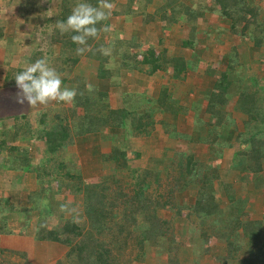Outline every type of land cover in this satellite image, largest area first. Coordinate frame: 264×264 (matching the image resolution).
Segmentation results:
<instances>
[{
	"label": "trees",
	"instance_id": "obj_1",
	"mask_svg": "<svg viewBox=\"0 0 264 264\" xmlns=\"http://www.w3.org/2000/svg\"><path fill=\"white\" fill-rule=\"evenodd\" d=\"M253 1L207 0L203 5L202 0H111L116 6L115 18L127 22L138 16L141 35L156 34L153 31L159 29L161 37L156 38L154 49L143 52L140 36L124 39L111 31L89 39L92 51L78 56L77 45L70 39L73 33L61 35L55 29V22L71 13L76 0H0L4 17L0 19V48L15 43L25 49L24 55L0 64V88L17 87L15 74L25 64L46 56L61 75L63 86L78 90L72 104L52 103L34 114L3 119L5 124L0 120L1 168L27 172L34 178V187L21 192L24 206L9 204L10 197L0 196V237L12 234L30 237L32 243L63 247L64 252L50 264H144L147 260V264H190L180 261L187 254L199 264L203 256H210L207 243L212 239L225 246L224 255L214 256L218 264H264V196L260 201L258 197L251 200L236 196L231 189L223 191L224 204L217 187L227 181L215 166L218 149L242 145L238 153L244 160L241 168L249 179L248 187L264 191V93L260 85H249L243 79L247 67L240 46L248 42L250 52L264 55V16ZM87 2L97 4V0ZM207 14L223 21L218 25L232 43H226L229 46L223 50L226 63L221 71L216 75L205 72L211 91L203 99V113L209 115V121L200 125L206 128L204 133L199 134L196 125L191 136L156 118L155 112L168 114L170 97L165 90L155 99L132 92L122 99L120 108L111 105V93L99 86L119 85L125 71L142 70L156 79L166 75L183 80L187 67L186 57L181 55L194 50L197 27L205 23ZM173 25L180 28L181 36L173 35L180 55L169 54L160 46L164 38L171 37ZM109 45L113 47L110 57L96 51ZM84 60L93 64V81L104 82L92 84L91 93L85 88L87 78L76 71ZM259 64L264 71V59ZM234 104L246 117L240 126L233 120L224 121ZM155 126L174 140L172 147L142 167L130 166L133 158L128 155V137L142 142L154 137ZM78 137L94 154L98 152L99 163L113 164L111 174L97 181L83 178L86 167L72 161ZM103 142L108 143L107 151L100 146ZM38 143L43 148L32 158L28 149ZM193 143L206 145V160L189 148ZM86 154L89 158L87 149ZM138 156L134 153L133 157ZM163 157H167L166 163ZM66 195L78 197V211L62 209L60 202ZM56 196L60 202H53ZM249 201L256 206L249 209ZM12 213L20 221L17 231L8 225ZM0 264L33 263L24 249L0 242Z\"/></svg>",
	"mask_w": 264,
	"mask_h": 264
},
{
	"label": "rangeland",
	"instance_id": "obj_2",
	"mask_svg": "<svg viewBox=\"0 0 264 264\" xmlns=\"http://www.w3.org/2000/svg\"><path fill=\"white\" fill-rule=\"evenodd\" d=\"M201 4L206 5L207 0H202ZM213 16H216V15H213ZM107 22H108V25H110L112 28L111 34L113 36L119 35V37L124 38V39H130L133 36H140L141 40L139 39L140 41L139 43H140L141 51L143 50V52L147 51L148 48L154 49L152 45H155L154 42L156 38L161 37V32L159 31V29H155V31H153L156 34L154 33L150 34L149 32H145V33H142L144 35H141L140 34L141 32L139 30L140 28L138 26V16L137 15L127 22H124L122 19L115 18L112 15L111 18ZM173 26H176V25H173ZM202 36L203 35H200V37ZM197 43L194 46L195 48L199 47L202 44H205L204 42H201V44L199 42L200 45L197 46ZM211 43H212L210 44L211 46H209L208 41H207V45L205 44V48H204V50L206 51L203 53L201 52L199 54L194 55L190 51L186 53L184 52L185 55H181V56L186 57L185 65H187L186 66L187 68L184 72L185 78L183 80H174V79L168 78L166 75H162L163 82H167L168 80L172 82V80H174V84L176 82L178 83L176 84L177 86L174 90L175 92L173 93L174 96L171 97V99H169L170 105L168 106L169 108L168 115L173 111L175 112L176 115L179 116L178 118L179 121H177L176 124H177L178 131L180 132H182V130L185 129L184 127H186L185 126L186 123L194 118L193 116H191V114L192 113L194 114V111H196L195 109L201 106V103H202L201 99L204 94L202 91H199V87L197 86V84L200 81V78H201L200 75L202 73V70L210 71L212 75L218 74L222 69V64L220 63L221 54L224 48L226 47V43H232V42H229L228 39L222 35L220 38L219 36H212ZM177 45H178V42L176 43L175 37L172 34L171 37L164 38L160 46H161V49H166L169 54L176 55ZM177 55H180V54H177ZM9 56L10 54H8L7 56H4L3 62H5L6 60L12 61L13 60L12 56L10 57ZM203 64L204 66H202ZM76 71L78 73H81V75L84 76L85 78H87V81L90 84L98 85V84L104 83V82L100 83L98 81L97 82L93 81L92 75L95 72V70H94V67L91 61H88V60L82 61L81 66L77 67ZM146 77H152L150 79L152 80L150 87H149V84L144 79ZM154 78L155 77L153 76L145 74L144 72H142V70L140 71L131 70V71H125L123 74V77L120 76L119 85L108 86L106 84L103 88H102V85H100L99 87L100 89H104L110 92L111 93L110 102L112 103L111 105L116 108H120L122 104V99L125 98L126 95L132 92L135 93V95L136 94L143 95V92L150 93V88L154 86L153 84L154 83L157 84V81ZM16 89L17 88H14L13 90H16ZM187 94H191V95H187ZM150 96L155 98L156 96L155 90L154 92H151ZM14 110L15 112L24 111V109H21V108L14 109ZM8 113L9 111H6L1 105L0 107L1 119L0 120H2L3 124H5V120L3 119L12 117V116H5ZM2 114H5V115H2ZM168 115L166 114L164 116H161V113H158L156 118L157 119L162 118L161 120L167 123H170L172 120H171V117ZM157 129L161 130L159 127ZM0 130H1V127H0ZM152 132H153L152 134H154V137L144 138V141L146 143L151 141L148 144L155 145L157 143V139H156L157 134L156 132H154V129ZM154 139L155 141H153ZM263 139H264V136H263ZM136 140L138 141V139L130 138V136L128 137V142H127L128 155L130 158H133V160L129 162V164L130 166L136 165V166L142 167L144 166L145 162H148L150 160L151 157L149 155L142 156L140 155L141 152L139 153L136 152L138 151L137 149L138 145H140V148L144 150L143 144H139ZM8 141L6 142L8 143ZM12 144L17 145V142L16 143L14 142ZM234 145L235 147H237V149L239 148L237 143L236 144L234 143ZM100 146L103 150L107 151L108 143L103 142L100 144ZM154 147H157V149L161 148L160 145L158 146L155 145ZM42 148H43L42 144L38 143V146L35 148L33 146H30V148L28 149V153L29 155H31L32 158H37L38 154H36V152L40 151ZM196 148H194L195 149L194 151L196 153H199V155L204 158V156H202L203 154L202 149H205V147H201L202 149L201 148L196 149ZM86 149H87L89 158L85 157L87 155L85 153V155L81 156V163L80 161L79 162L77 161L79 158L72 159L73 162H77L78 166L83 165L84 167H86V168L83 167L84 168L83 169L84 179L88 181H91V180L97 181L102 176L106 174L107 175L111 174L113 172V164L111 162L99 163V161L101 162V159H100V156H97L98 152L94 154L89 144H86ZM134 153H137L139 156L134 158L133 157ZM155 155L158 156L159 154L155 152ZM166 158L167 157L162 158L163 159L162 161H164V163H166L167 161ZM218 159L219 158L216 159L217 164H215V166L218 170L222 168V170L220 169L222 172H220L219 175L221 176V179L223 181L224 180L227 181L225 182V184H223L224 186L222 188L219 189L217 187V194L219 195L218 197L220 201L223 203L226 202V200L224 199L223 191H231V189L235 190L233 192H235L236 196L237 195L240 196V193H241V196H244L246 183H249V179L245 180L239 177L241 174L246 175V171H244L241 168L243 167V164H244V160L242 156L239 153H236V155H233L232 159L230 160V164L228 165L229 170L227 169V163L222 164V166L220 167V163ZM3 160H4V156L0 154V196L10 197V202L8 201L9 204L13 203L16 206H24L25 204L22 200V196L24 194H22L21 192H26L27 190L29 189L31 190L34 187V178L31 174H28L27 172L26 173H13V172L5 171L3 168H1L3 164L2 162ZM234 171H238L237 173H241V174L240 175L235 174ZM243 180L245 181L243 182ZM232 185H234V187H232ZM65 197L66 198L62 199L61 202H60V196L52 197V199H53V202L55 201L60 202L61 206L63 207L62 209H65L64 211L66 212L78 211L80 207L78 197L71 196V195H66ZM184 198L186 199V201L191 202L192 198L188 194L187 195L185 194ZM33 215L36 216L37 214L34 213ZM34 216L31 222H33ZM16 218H17L16 215L12 213L10 214V217L7 219L9 227L12 228L14 231H17L18 228H20V221ZM27 231L29 232L30 230L28 229ZM30 239H31L30 237H21L19 239L17 238L16 235L11 234L10 237L1 236L0 242L5 247L12 246L18 249H24V251L28 252L29 258L33 264H50L52 261L58 258L61 255V253H63V251L65 250L63 247H59L58 245L52 244L50 242L32 243ZM207 246L209 247L208 250H210L209 251L210 256H206L207 254L203 257L201 256L203 260H201V262L198 261V263L199 264H218L214 256L225 254L224 253L225 246L223 242H219L215 244L212 239L207 243ZM198 254L200 255V253ZM191 255H193V253H191ZM181 257H182V253H181ZM184 260L190 264H194L193 257H191L188 254L185 258H181L180 261L183 262ZM148 262L150 261L147 260L144 264H147ZM133 264H139V263H133Z\"/></svg>",
	"mask_w": 264,
	"mask_h": 264
},
{
	"label": "crops",
	"instance_id": "obj_3",
	"mask_svg": "<svg viewBox=\"0 0 264 264\" xmlns=\"http://www.w3.org/2000/svg\"><path fill=\"white\" fill-rule=\"evenodd\" d=\"M253 2L257 3L260 6V8H261L260 14H261V16H264V0H254ZM2 18H4V17H1V15H0V19H2ZM204 20H205V23H203V25L201 24L197 27V39H196V43L198 41L197 46H199L201 44V42H204L207 45V41H208V45L211 46L210 44H212L211 43V37L212 36H219V38H220L223 35L225 37V35H226V34H224L225 30L218 25V23H223V21H220L217 16H213L212 14H207L204 17ZM179 29L180 28L177 25L173 26L170 29V33L177 36V37H180L181 35H178ZM200 35H203V36L200 37ZM226 37H227V35H226ZM175 40H176V38H175ZM199 42H200V44H199ZM234 42L237 43V41H234ZM205 44H202L199 47L194 48V50H192L191 53L195 55V54H199L201 52L202 53L205 52L206 51V50H204ZM8 45L9 46H6L4 48L3 47L0 48L1 49L0 50V64L3 62V57L7 54H10V55L12 54L13 59H15V57L19 58L20 54L24 55V52H25L24 46H19L18 44H15V43H12V44L9 43ZM228 46L229 45L226 44V48H228ZM240 46L243 47V50H244L243 53L245 55L244 54L242 55V60L245 63V67H247L245 69L244 74H243V79L248 80L249 85H260L262 93H264V71H261V66L259 64V61L260 60L262 61L264 59V55L260 56V54L257 53V50H252V52H250L251 47L249 46L248 42L241 43ZM14 53H16V54L14 55ZM222 55H223V52H222L221 57H220V59H221L220 63L222 64V68H223L225 66L226 60L223 58ZM202 66H204V64ZM205 72L206 71L202 70V73L200 75V77H201L200 81L197 84V86L199 87V91H202L204 94L202 96V99H201V101H202L201 106L199 108L195 109L196 111H194V114L193 113L191 114V116H193L194 118L191 120L189 119L190 121L186 123V125H185L186 127H184L185 129L182 130V132H186L187 134H191V133L193 134L194 129L192 130V128H194V126H196V125L199 126V127L197 126V130H199V134L201 132L204 133L206 128H203L200 125H202L203 123H207L209 121V115L206 113H203V108L205 105V102L203 101V99L211 91L210 87H209L210 80L205 76V74H206ZM207 72H210V71H207ZM210 74H211V72H210ZM155 77H156V75H155ZM151 78L152 77L144 78L145 81L149 84V87L152 83V80H150ZM157 78L158 79L154 78L157 81V84L156 83L153 84L154 86H152L150 88V93L143 92V95L148 97V98H154L150 95H151V92H154V90H155V92H156L155 98H156V97H158L159 91L161 92V91L165 90L171 99V97L174 96L173 93L175 92L174 90L177 86L176 84H178V83L176 82L174 84L175 79L172 80V82L169 80L167 82H163L162 76L157 77ZM168 84H170V85H168ZM14 88H17V87L8 86V87L0 88V107L2 105L6 111H9L8 114H6V115L2 114V115L15 116V115H19L21 113L22 114H26V113H29V114L33 113L34 114L36 112V110L35 109L32 110L30 105L26 104V102L23 105H21L17 102V93L19 90H18V88L16 90H13ZM250 89L252 90L253 86H251ZM187 95H191V94H187ZM169 105H170V103H169ZM20 108L24 109V111L23 112H20V111L15 112L14 109H20ZM155 113H156L155 115L157 116V114L159 112H155ZM164 115H166V114H164ZM164 115L161 114V116H164ZM226 115H228V116L224 118V121L225 120H233L236 123L235 125H237V126H240L242 122H246V117L243 116L238 111L235 104L232 105L231 107H229V109L226 112ZM168 116H170L171 120H172L170 123L173 124L176 127V129L178 130L176 122L179 121L178 120L179 116L176 115L175 112H173V111ZM228 118H230V119H228ZM158 127L160 128V126L154 127V132H156V134H157L156 135L157 143L155 145L156 146L160 145L161 148L157 149V147H154L155 145L148 144L151 141L146 143L144 140H142V142L139 141L138 143L143 144L144 150H142V148H140V145H138L139 146V147L137 146L138 151H136V152H138V153L141 152L140 155H142V156H148L149 155L150 157H155L156 156L155 152H157L159 155L156 157H160L164 154V152L166 150H169L172 147L174 140L168 139L167 136L165 134H163L161 128H160L161 130L157 129ZM192 134H191V136H192ZM191 136H190V138H191ZM153 141H155V139ZM92 146L94 147V144H92ZM196 147L207 148L206 145H201V144L193 143L192 145H189V148L193 151L195 150L194 148H196ZM242 147L243 146H239V148H242ZM238 149H237V147H235L234 144L232 146H230L229 148L226 147V148L218 149V152H216V156H217V158H219L218 161L220 163V167L222 166V164L227 163V169H228V165L230 164V160L232 159L233 155H236V153H238ZM73 150H74V153L76 154V158L77 159L79 158L77 161L78 162L80 161V163H81V156L85 155V153H86V145H85L82 137H78L74 140V149ZM202 150L205 151V149H202ZM203 153H205V152H203ZM202 156H204V160H206L205 154H203ZM85 157H87V156H85ZM215 163H216V161H215ZM220 169L222 170V168H220ZM220 169H219V173L222 172ZM234 172H235V174H239V175L241 174V173H237L238 171H234ZM239 177L242 179H245V180L248 179L246 177V175H244V174H241ZM245 180H243V182ZM249 184H250V182L246 183L244 196H248L250 199L253 197H258L257 199H258V201H260L259 197L262 198L264 196V191L258 190V189L252 190L248 187ZM232 187H234V185H232ZM238 194H239V192H238ZM240 195H241V193H240ZM248 204L249 205H247V207L249 206L248 207L249 209H252L254 206H256V203H254V202L250 203V201H249Z\"/></svg>",
	"mask_w": 264,
	"mask_h": 264
},
{
	"label": "clouds",
	"instance_id": "obj_4",
	"mask_svg": "<svg viewBox=\"0 0 264 264\" xmlns=\"http://www.w3.org/2000/svg\"><path fill=\"white\" fill-rule=\"evenodd\" d=\"M52 2L57 3V0ZM115 7L111 0H97L96 5L87 0H76L71 13L64 20L55 22V29L61 35L73 33L70 39L77 45L76 54L84 55L92 51L88 44L89 39L95 40L101 34L112 31L111 26L106 22L111 18ZM96 51L105 57H110L113 47L101 46ZM14 79L19 90L17 102L21 105L27 102L32 110L46 108L52 103L72 104L78 95L77 88L63 86L61 75L50 65L46 56L25 64L23 69L15 74ZM116 79L113 77L114 81ZM85 88L89 93L94 91V86L90 83L86 84Z\"/></svg>",
	"mask_w": 264,
	"mask_h": 264
}]
</instances>
